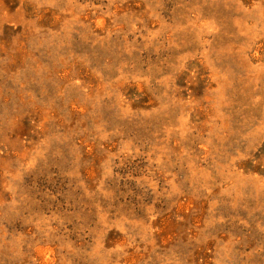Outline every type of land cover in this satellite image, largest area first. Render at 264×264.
I'll return each mask as SVG.
<instances>
[{"label":"rangeland","instance_id":"obj_1","mask_svg":"<svg viewBox=\"0 0 264 264\" xmlns=\"http://www.w3.org/2000/svg\"><path fill=\"white\" fill-rule=\"evenodd\" d=\"M0 264H264V0H0Z\"/></svg>","mask_w":264,"mask_h":264}]
</instances>
